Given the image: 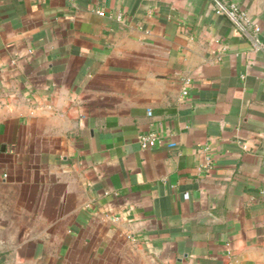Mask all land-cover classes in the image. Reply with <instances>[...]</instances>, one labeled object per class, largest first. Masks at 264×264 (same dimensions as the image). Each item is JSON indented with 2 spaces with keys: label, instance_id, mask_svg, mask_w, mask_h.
Wrapping results in <instances>:
<instances>
[{
  "label": "crops",
  "instance_id": "obj_1",
  "mask_svg": "<svg viewBox=\"0 0 264 264\" xmlns=\"http://www.w3.org/2000/svg\"><path fill=\"white\" fill-rule=\"evenodd\" d=\"M0 264H264V0H0Z\"/></svg>",
  "mask_w": 264,
  "mask_h": 264
},
{
  "label": "built area",
  "instance_id": "obj_2",
  "mask_svg": "<svg viewBox=\"0 0 264 264\" xmlns=\"http://www.w3.org/2000/svg\"><path fill=\"white\" fill-rule=\"evenodd\" d=\"M98 13L101 16H105L106 12L104 10H99ZM217 13L219 14H226L241 30L250 34V30H252L253 34H258L261 32V26L252 21L247 12L239 8L236 4H229L226 5L224 3L218 2ZM122 15H118V19L122 20ZM191 80L188 78L186 80V85L190 84ZM183 94H188V88L185 87L183 90ZM149 114L151 112L149 111ZM139 142L143 148H148L153 144L158 145H168L169 147H174L176 145L175 141H168L166 136L156 132V131H148L140 134ZM209 147H205V156L203 162L199 165V171H208L213 167V157L208 152Z\"/></svg>",
  "mask_w": 264,
  "mask_h": 264
}]
</instances>
